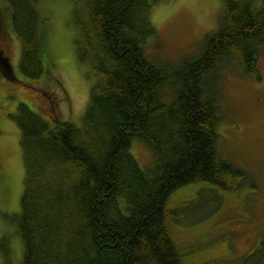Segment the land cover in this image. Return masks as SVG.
I'll list each match as a JSON object with an SVG mask.
<instances>
[{
	"label": "trees",
	"instance_id": "obj_1",
	"mask_svg": "<svg viewBox=\"0 0 264 264\" xmlns=\"http://www.w3.org/2000/svg\"><path fill=\"white\" fill-rule=\"evenodd\" d=\"M69 1L76 60L93 80L79 125L28 102L12 116L24 167L19 212L10 215L20 264H204L183 250L168 216L179 217L172 199L194 184L200 207L192 210L207 207L209 219L223 216L229 199L245 207L258 194V179L217 145L227 73L262 78L264 0H220L215 29L176 61L146 51L159 0ZM6 18L20 43L19 74L48 101L46 86H62L45 37L48 16L36 0H0V77L13 92L22 80L2 55ZM134 141L149 151V165L132 154ZM262 235L240 264H264ZM6 240L0 264L13 263Z\"/></svg>",
	"mask_w": 264,
	"mask_h": 264
},
{
	"label": "rangeland",
	"instance_id": "obj_2",
	"mask_svg": "<svg viewBox=\"0 0 264 264\" xmlns=\"http://www.w3.org/2000/svg\"><path fill=\"white\" fill-rule=\"evenodd\" d=\"M36 4L42 14L48 16L45 37L62 86H46L51 96L47 101L32 88L34 85L28 79L21 77L17 69L20 43L11 31L9 18H6L3 26L9 32L8 49L5 54L2 51V55L8 61L10 72H15L22 80V84H14L16 88L10 92L7 80L0 77V239L4 236L7 239L5 245L11 251L12 264L21 263L23 252L18 235L12 234L14 225L10 221V215L19 212L24 178L20 130L12 117L16 106L19 102H28L39 113L79 125L93 80L87 76L86 67L76 60L73 47L76 30L69 18L71 2L36 0ZM220 9V0H159L150 7L149 17L156 35L148 41L146 51L169 61L194 53L203 35L215 29ZM258 66L262 74L258 81L227 73L224 81L225 114L219 124L217 145L226 160L248 170L258 179L259 191L255 200L244 207L242 200L231 198V203L222 210L223 216L209 219L207 207L192 210L200 207L196 202L198 184L182 194L178 192L172 199L183 209L178 218V215L174 218L168 216L169 220L173 219L170 229L183 250L190 252L192 260L204 264H240V258L254 250L255 238L260 233L263 235L257 241L264 242V50L258 58ZM43 83H37L39 88L45 86ZM131 152L141 166L150 164V153L141 142L134 141ZM204 199L210 201L208 196ZM229 200L226 196V201ZM188 203L191 208L186 209ZM2 255L0 251V257Z\"/></svg>",
	"mask_w": 264,
	"mask_h": 264
}]
</instances>
